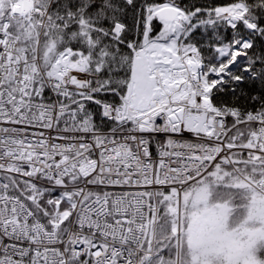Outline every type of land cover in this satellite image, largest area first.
<instances>
[{
	"label": "snow or ice",
	"instance_id": "obj_1",
	"mask_svg": "<svg viewBox=\"0 0 264 264\" xmlns=\"http://www.w3.org/2000/svg\"><path fill=\"white\" fill-rule=\"evenodd\" d=\"M0 264H264V0H0Z\"/></svg>",
	"mask_w": 264,
	"mask_h": 264
}]
</instances>
